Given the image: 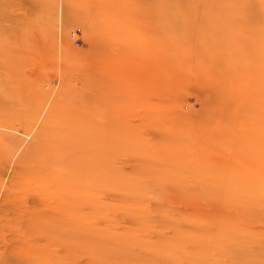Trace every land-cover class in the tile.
<instances>
[{"label": "rangeland", "instance_id": "rangeland-1", "mask_svg": "<svg viewBox=\"0 0 264 264\" xmlns=\"http://www.w3.org/2000/svg\"><path fill=\"white\" fill-rule=\"evenodd\" d=\"M0 264H264V0H0Z\"/></svg>", "mask_w": 264, "mask_h": 264}, {"label": "built area", "instance_id": "built-area-1", "mask_svg": "<svg viewBox=\"0 0 264 264\" xmlns=\"http://www.w3.org/2000/svg\"><path fill=\"white\" fill-rule=\"evenodd\" d=\"M72 35H73V36H76V32H75V31H73V32H72Z\"/></svg>", "mask_w": 264, "mask_h": 264}]
</instances>
